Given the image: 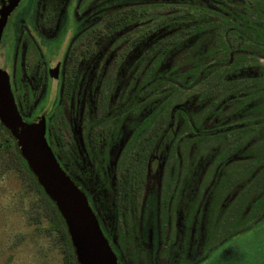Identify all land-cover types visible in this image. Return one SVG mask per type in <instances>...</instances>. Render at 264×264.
Returning <instances> with one entry per match:
<instances>
[{"label":"flooded vegetation","instance_id":"obj_1","mask_svg":"<svg viewBox=\"0 0 264 264\" xmlns=\"http://www.w3.org/2000/svg\"><path fill=\"white\" fill-rule=\"evenodd\" d=\"M139 2L18 0L0 28L16 111L42 121L115 264H245L236 242L264 222L260 7L239 24L258 36L225 30L219 55L214 31L193 33L188 60L145 21L113 28Z\"/></svg>","mask_w":264,"mask_h":264},{"label":"trees","instance_id":"obj_2","mask_svg":"<svg viewBox=\"0 0 264 264\" xmlns=\"http://www.w3.org/2000/svg\"><path fill=\"white\" fill-rule=\"evenodd\" d=\"M135 1L140 2L134 5L137 10L133 13L128 11V9L133 6L129 4L122 5L121 8L110 14L108 21L113 24V28L121 29L122 26L130 24L132 20L137 22L145 21L144 24L149 25L152 33L154 31L157 33L159 29L164 32L160 36V41H162L161 44H163L162 52L169 54L174 50L177 43L180 40H183L185 44L183 56L188 60L191 57L193 46V43L188 42V40L191 39L193 33L201 32L202 30L207 31V29L214 31L213 38L215 39V48L217 49L216 52L219 55H226L224 43L225 38H227L228 35H226V37L223 35L225 30L228 31V34L232 33L233 35H237L236 38L238 39L251 38L249 33L253 32V37H255L258 36V28L255 29L247 26L240 27L239 24L242 23L247 25L258 23V7H260V14H262L264 19V0ZM144 7H148L149 11L144 12L142 10ZM226 25H231V28H225ZM142 28L143 27L140 26L139 29L141 30ZM205 45H207V43H205ZM159 54L160 53H158V56ZM0 129L6 133V139L3 144L4 147H10L9 151L14 154L19 165L23 166L32 176V179L36 184V188L43 194L44 200L48 204V213H51L49 224L50 228L57 232L55 240L62 251L63 264H76V261H80V258L78 257L74 241L57 205L38 181L34 171L30 168L28 162L22 154L16 138L1 120ZM258 199L264 202V186H262L261 194Z\"/></svg>","mask_w":264,"mask_h":264},{"label":"rangeland","instance_id":"obj_3","mask_svg":"<svg viewBox=\"0 0 264 264\" xmlns=\"http://www.w3.org/2000/svg\"><path fill=\"white\" fill-rule=\"evenodd\" d=\"M0 129V264H63L48 204ZM245 264L264 263V222L239 237Z\"/></svg>","mask_w":264,"mask_h":264},{"label":"water","instance_id":"obj_4","mask_svg":"<svg viewBox=\"0 0 264 264\" xmlns=\"http://www.w3.org/2000/svg\"><path fill=\"white\" fill-rule=\"evenodd\" d=\"M18 0H0V28ZM0 120L10 129L38 181L57 205L83 264H115L84 196L63 172L43 136V124L35 117L29 123L18 115L0 71Z\"/></svg>","mask_w":264,"mask_h":264}]
</instances>
